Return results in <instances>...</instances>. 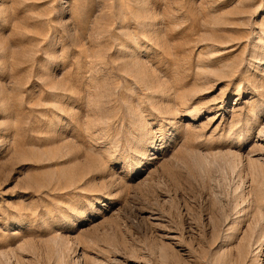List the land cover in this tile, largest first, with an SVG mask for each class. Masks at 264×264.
I'll use <instances>...</instances> for the list:
<instances>
[{
    "label": "rangeland",
    "instance_id": "obj_1",
    "mask_svg": "<svg viewBox=\"0 0 264 264\" xmlns=\"http://www.w3.org/2000/svg\"><path fill=\"white\" fill-rule=\"evenodd\" d=\"M264 0H0V264H264Z\"/></svg>",
    "mask_w": 264,
    "mask_h": 264
},
{
    "label": "bare ground",
    "instance_id": "obj_2",
    "mask_svg": "<svg viewBox=\"0 0 264 264\" xmlns=\"http://www.w3.org/2000/svg\"><path fill=\"white\" fill-rule=\"evenodd\" d=\"M264 234V233H263Z\"/></svg>",
    "mask_w": 264,
    "mask_h": 264
}]
</instances>
